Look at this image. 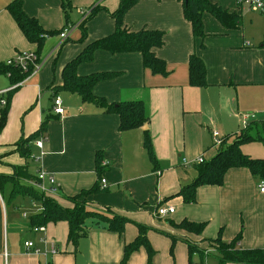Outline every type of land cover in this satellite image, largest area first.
Listing matches in <instances>:
<instances>
[{
	"label": "crops",
	"instance_id": "crops-1",
	"mask_svg": "<svg viewBox=\"0 0 264 264\" xmlns=\"http://www.w3.org/2000/svg\"><path fill=\"white\" fill-rule=\"evenodd\" d=\"M13 1L0 0V64H7L18 54L37 52V46L27 41L7 10ZM22 1L26 14L49 32L77 26L82 13L95 6L100 11L86 24L84 42H79L80 27L59 50V35L47 38L38 55L44 62L42 69L24 82L13 85L9 76L0 75V92H5L9 105L7 124L0 132V177L10 178L16 169H25L29 176H37L42 170L54 179L53 186L46 182L52 197L67 208L71 205L64 197L100 185L101 191L86 199L89 207L110 210L131 223L120 236L108 231L103 223L88 221L87 235L74 247L68 243L69 226L65 222L46 226V234L33 232L31 219L41 212V204L36 212L21 214V202L15 200H35L14 196L12 183L0 180V264H45L42 257L25 247L27 242H34L43 249L40 241L44 236L59 250L51 264H121L125 246L139 236L138 226L148 228L147 239L154 251L152 264H204L208 258L200 250L207 248L208 242L221 237L230 243L240 234V249L264 250L263 180L252 176L248 169H230L222 186L198 188L194 204L185 203L179 196L199 175V165L186 167L184 160L193 163L203 157L208 163L235 144L245 156L264 160V138L258 142L256 130L250 133L252 126L264 123V17L239 7L236 0H210L240 16L241 25L228 29L205 13V37L195 39L181 2L140 0L127 13L125 23L133 30L147 27L166 34L164 47L156 53L166 62L169 75L146 70L139 53L113 55L104 51L96 52L93 62L80 65L77 71L80 76L119 73L117 78L97 84L93 91L110 105L144 103L148 123L140 129L120 132L118 115L106 114L59 87L69 62L90 43L114 33L115 22L110 14L118 10L121 0H69L67 13L62 0ZM192 54L205 64L204 88L190 86L188 61ZM56 97L66 109L63 117L53 112ZM244 116L255 117L246 130L242 127ZM47 118V133L41 137L45 138L43 148H37L34 142L31 159H24L16 144L38 131ZM214 130L226 139L222 147H214ZM146 131L152 140L155 164L144 147ZM98 153L105 188L97 177ZM19 183L26 187L24 180ZM3 193L9 194V204ZM166 206L174 207L175 213L161 219L157 210ZM185 220L205 224L203 233L195 235L173 226ZM189 245L195 249L193 254ZM148 260V251L142 247L127 264H148Z\"/></svg>",
	"mask_w": 264,
	"mask_h": 264
},
{
	"label": "trees",
	"instance_id": "trees-1",
	"mask_svg": "<svg viewBox=\"0 0 264 264\" xmlns=\"http://www.w3.org/2000/svg\"><path fill=\"white\" fill-rule=\"evenodd\" d=\"M139 1L121 0L118 10L110 14L115 22L114 33L90 43L79 56L69 62L63 69V85L59 87L60 89L80 96L86 104H92L102 108L106 114L118 115L120 119V132L140 129L148 123L149 117L144 103L126 102L110 105L105 99L96 97L93 91L97 84L113 80L119 76V73L103 72L80 76L77 71L80 65L93 62L96 52L104 51L113 55L139 53L142 55L143 66L146 70H149L154 75H169L166 62L160 59L156 53L164 47L166 34L163 31L152 30L147 27L133 30L125 23L127 13ZM178 1L182 3L184 18L190 24L195 39L205 37L202 22V17L205 13L212 15L228 29H236L241 25L240 16L223 10L221 7L212 4L210 0ZM70 7L69 0H62V8L66 13L69 12ZM7 10L27 41L37 46V55H40L47 38L57 34L59 35L64 30L49 32L43 29L37 19L26 14L23 9L22 0H14L8 6ZM99 11V7L93 8L91 16L80 26L82 29V37L79 42L86 40L87 33L85 26ZM188 68L190 86L196 88L206 87V67L202 59L196 54H192L189 57ZM31 73L32 69L29 72H23L17 67L0 64V75L9 76L13 85L24 82L32 75ZM53 89L57 90V88ZM8 110L9 105L5 109H2L0 115V132L6 127ZM48 121L49 118L45 119L38 131L28 137L21 138L16 144L17 152L24 159H31V144L45 136ZM262 138H264V123L257 124L255 140L262 142ZM144 147L151 161L155 164L156 160L152 140L147 131L144 132ZM101 164V156L98 153L96 157L98 181L102 180L103 168ZM233 168L248 169L252 176L264 181V160L252 159L245 156L241 152L239 144H235L226 151L222 150L215 160L199 165L198 178L191 185L183 188L179 196L183 198L185 203L194 204L196 202L198 188L202 186H222L225 175ZM37 179V176L27 175L25 169H16L14 176L10 178L0 177V180L12 183L14 196H29L41 204L42 211L31 219L32 226L46 227L50 224L65 222L69 226L68 243L74 245V247L77 246L81 238L87 235L88 228L86 224L88 221H96L95 224L103 223L106 225L108 231L117 233L120 236L123 235L127 224L131 223L128 219L118 216L110 210L99 211L88 207L89 204H87L86 199L92 194L99 193L101 191L100 185H96V187L89 191H83L77 196L64 197L63 199L71 205L70 208H67L63 207L52 195H42L34 189L21 186L19 183L21 180L35 182ZM173 226L195 235H201L205 229V224L191 223L187 220L178 225L173 223ZM138 229L139 236L136 241L125 246L124 258L121 264H127L131 255L142 247L148 251V264H152L154 251L147 239L148 228L138 226ZM241 238L242 235L240 234L230 243L223 242L221 237L210 241L219 246L217 264H264V250L244 251L240 249L239 243L241 242ZM189 247L190 254H193L195 249L191 245Z\"/></svg>",
	"mask_w": 264,
	"mask_h": 264
},
{
	"label": "built area",
	"instance_id": "built-area-1",
	"mask_svg": "<svg viewBox=\"0 0 264 264\" xmlns=\"http://www.w3.org/2000/svg\"><path fill=\"white\" fill-rule=\"evenodd\" d=\"M236 3L239 7H247L253 11L258 12L264 17V0H236ZM96 7V6H95ZM93 7V8H95ZM92 9L89 11H85L82 13V20L77 26H72L69 25L67 26L60 34V43L57 46L56 50H59L69 39L71 33L77 28L80 27L87 19L91 16L92 14ZM8 66H14L19 69H21L23 72H29L30 69H32L31 74L38 73L43 65L44 62L39 59V56L37 53H26V54H18L14 59L10 60L7 62ZM5 92H0V109H5L8 106V101L7 99L3 96ZM53 112L56 116L58 117H63L66 113V109L63 106V103L60 98L56 97L54 99V104H53ZM254 116H244L242 118V127L243 130H246L250 124V121L254 120ZM213 140H214V147L219 148L222 147L223 144L225 143V138L217 131L214 130L213 133ZM45 142V138H41L40 140L36 141L34 145L42 149L43 145ZM205 160L203 157H200L193 161V163H190L187 160H184V165L187 167L188 165H201L204 164ZM37 181H27L25 182V186L27 188L34 189L38 193L42 195H51L52 194V189L48 187L46 182L48 181L51 186L54 185V179L48 177L47 174H45L42 170H40L37 174ZM106 180L102 179L101 180V187L105 188L106 187ZM260 191L261 193H264V181L261 182L260 184ZM42 211V209H41ZM175 213V208L171 206H166V207H160L157 210V216L161 219H166L167 217L173 215ZM33 232L35 233H42L46 234V227H34ZM43 245V249H39L36 247L34 242H27L25 244V247L29 252H32L36 256H40L43 258L45 264H51L52 258L56 256L59 253V250L56 246V244L52 241H49L46 236H44L41 241ZM5 256H7L5 254Z\"/></svg>",
	"mask_w": 264,
	"mask_h": 264
},
{
	"label": "rangeland",
	"instance_id": "rangeland-1",
	"mask_svg": "<svg viewBox=\"0 0 264 264\" xmlns=\"http://www.w3.org/2000/svg\"><path fill=\"white\" fill-rule=\"evenodd\" d=\"M256 129H257V125L252 126L250 133L254 132V130H256ZM248 139H250V138H247V140ZM25 182H27V180H24V183ZM8 196H9V194H7V193L4 194L5 202L7 204H9V198H8ZM17 200H19L21 202V206H22V208H21V214H23L25 212H29V213L36 212L37 209L40 207V204L38 202L32 201L30 198H21V197H19L15 201H17ZM34 204H36V207L37 208H34ZM88 207H89V205H88ZM89 208H91V207H89ZM218 250H219L218 244L212 243V242H208L207 248H205L204 250H200L201 253H202V255L205 258H208V259H206V261L204 262V264H217L216 257L219 256Z\"/></svg>",
	"mask_w": 264,
	"mask_h": 264
},
{
	"label": "water",
	"instance_id": "water-1",
	"mask_svg": "<svg viewBox=\"0 0 264 264\" xmlns=\"http://www.w3.org/2000/svg\"><path fill=\"white\" fill-rule=\"evenodd\" d=\"M184 1H188V0H184Z\"/></svg>",
	"mask_w": 264,
	"mask_h": 264
}]
</instances>
